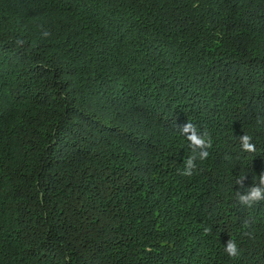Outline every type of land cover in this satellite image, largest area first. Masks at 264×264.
Listing matches in <instances>:
<instances>
[{"label":"trees","instance_id":"obj_1","mask_svg":"<svg viewBox=\"0 0 264 264\" xmlns=\"http://www.w3.org/2000/svg\"><path fill=\"white\" fill-rule=\"evenodd\" d=\"M262 172L264 0H0V264H264Z\"/></svg>","mask_w":264,"mask_h":264},{"label":"clouds","instance_id":"obj_2","mask_svg":"<svg viewBox=\"0 0 264 264\" xmlns=\"http://www.w3.org/2000/svg\"><path fill=\"white\" fill-rule=\"evenodd\" d=\"M41 35L42 37H48L51 35V32L41 26ZM182 135L185 136L189 146L193 149L195 153L196 149H199L198 156L194 154L188 158L186 162V168L181 175L191 176L193 175V168L195 167L194 161L198 158L200 161H204L209 157V152L207 151L210 148L211 141H206L203 137L198 136L194 130V125L189 122L186 123L182 129H180ZM240 149L245 153H253L256 151V144L253 142V137L247 133L239 137ZM244 176H241L237 179L236 183L243 185ZM239 200L242 204L251 205L253 202L264 200V172L259 174L256 185L251 187L246 194L240 195ZM245 227H250L249 224H245ZM211 231L210 228H204V233L208 234ZM245 235L250 236V232H245ZM224 251L229 255V257L236 258L239 255V249L235 241L229 239L224 246Z\"/></svg>","mask_w":264,"mask_h":264}]
</instances>
